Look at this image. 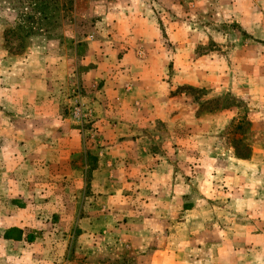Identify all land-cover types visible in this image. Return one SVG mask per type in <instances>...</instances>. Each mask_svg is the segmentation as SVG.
<instances>
[{
	"label": "rangeland",
	"instance_id": "rangeland-1",
	"mask_svg": "<svg viewBox=\"0 0 264 264\" xmlns=\"http://www.w3.org/2000/svg\"><path fill=\"white\" fill-rule=\"evenodd\" d=\"M0 74V264H264V0H0Z\"/></svg>",
	"mask_w": 264,
	"mask_h": 264
},
{
	"label": "crops",
	"instance_id": "crops-1",
	"mask_svg": "<svg viewBox=\"0 0 264 264\" xmlns=\"http://www.w3.org/2000/svg\"><path fill=\"white\" fill-rule=\"evenodd\" d=\"M112 17V15L109 16L107 20H111ZM90 44L87 61H91L96 55L94 52L96 43L90 42ZM33 53L38 54L36 49ZM45 62H47L48 65L45 63L44 68L41 67L38 74L32 72V74L27 73L23 76V79H21L22 81L17 82L16 88L18 89H14L13 91L16 93V97L18 96L17 103L21 105L24 111V118L22 121H25L27 126H33L29 123L31 121L41 122L42 126L51 128L53 125L52 122H56L57 120H54V118H59V98L57 96V90L51 89V86L56 88L58 85L57 82L69 77L72 70L70 64L72 60L66 56L63 57L53 54L51 57L45 58ZM104 71L99 66L94 71L87 73L84 80H86V82H91V77H99ZM6 80L7 77H5V74L4 76L2 75V79H0L3 86L0 88L1 92L5 91L4 86ZM18 93L21 95L19 96ZM31 132L32 130L29 131V134H31Z\"/></svg>",
	"mask_w": 264,
	"mask_h": 264
}]
</instances>
